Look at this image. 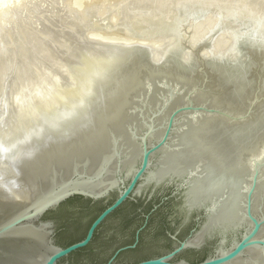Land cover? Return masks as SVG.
Wrapping results in <instances>:
<instances>
[{"label":"water","instance_id":"water-1","mask_svg":"<svg viewBox=\"0 0 264 264\" xmlns=\"http://www.w3.org/2000/svg\"><path fill=\"white\" fill-rule=\"evenodd\" d=\"M158 3L166 8L167 23L176 30L150 37L115 25L108 31L142 44H106L99 54L112 58L107 73L102 81L94 82L91 92L83 93L74 106L26 116L24 120L38 118V125L24 130L21 140L0 141V264H27L26 256L34 246L44 252L43 260L35 264H57L86 246L95 228L130 195L162 185L174 186L173 195L181 192L189 214H201L198 220L203 222L197 224L196 237L218 238L213 255L198 264L246 263L253 254L264 257L261 17L232 2L171 0L154 4ZM156 6L150 9L151 16L159 13ZM205 18L215 24L198 42L190 28ZM218 33L230 42L223 52H217L214 45ZM124 108L129 121L122 125L125 131L117 134L116 116ZM205 123L215 127L211 138L221 150V154L212 152L210 163L216 164L222 152L229 156L222 148L228 149L235 140L239 152L233 149L229 159L240 165L221 170L220 178L210 182L211 194L193 204L189 191L204 167L160 178L153 174L160 156L173 148L183 132ZM236 126L242 127L239 136L219 137ZM220 142L225 145L220 147ZM128 144L136 153L131 165ZM205 170L213 172L211 165ZM114 192L117 200L93 222L83 241L65 249L53 244L50 224L40 221L45 213L73 197L95 202ZM229 196L240 205V221L210 226L211 215ZM190 247L186 240L172 254L140 264H170L168 259Z\"/></svg>","mask_w":264,"mask_h":264},{"label":"rangeland","instance_id":"rangeland-1","mask_svg":"<svg viewBox=\"0 0 264 264\" xmlns=\"http://www.w3.org/2000/svg\"><path fill=\"white\" fill-rule=\"evenodd\" d=\"M169 1L171 0H0V124L2 123L0 126L4 128L2 129L9 134L17 132L27 122L24 120L25 115L44 110L42 103L49 101L51 97L52 102L55 101L50 102L53 104L52 107L60 104L62 97L65 101L71 87L74 84L73 87H76L77 82H80L79 77L82 76V70L88 68L92 54L93 58L96 55H103L99 54L103 45L116 42L137 43L124 40L117 31L109 32L108 30L115 25L145 32L150 37L157 32L166 34L167 30L174 31V25L171 23L170 26V23H167L166 8L156 6L159 3L154 4ZM218 1L240 3L250 11L264 15V0ZM153 4L156 9H160L155 16L150 15ZM214 24V20L210 18L199 20L190 28V34L194 40L200 39ZM89 42L93 44L89 45ZM226 43L225 36L220 33L214 34L215 45L219 47L226 45L227 48L229 44ZM222 47L219 52L225 50V47ZM90 56L91 58H88ZM83 60L85 62H82ZM76 71L79 72V76ZM76 77L77 84L73 80ZM69 81L74 84L71 85ZM60 84L62 88L66 85L63 90ZM66 88L68 92L64 90ZM52 90L53 92L58 90L63 96L61 97L58 91L60 97L57 93L53 95ZM62 91L66 92L63 94ZM49 94L52 95L48 96ZM65 95L67 97H64ZM37 96H42L44 99L40 98L45 101H41ZM35 98L41 101L36 103H40L41 108L34 104ZM17 105L22 106L18 108ZM3 130L1 132H5Z\"/></svg>","mask_w":264,"mask_h":264},{"label":"flooded vegetation","instance_id":"flooded-vegetation-1","mask_svg":"<svg viewBox=\"0 0 264 264\" xmlns=\"http://www.w3.org/2000/svg\"><path fill=\"white\" fill-rule=\"evenodd\" d=\"M174 186L144 187L140 194L130 195L94 230L89 243L57 264H140L164 258L193 241L192 247L179 252L167 262L198 264L210 258L217 237L194 242L201 214L188 213L181 192L173 195ZM118 198L116 192L92 202L73 197L48 211L40 219L50 224L53 244L67 248L85 239L93 222Z\"/></svg>","mask_w":264,"mask_h":264},{"label":"bare ground","instance_id":"bare-ground-1","mask_svg":"<svg viewBox=\"0 0 264 264\" xmlns=\"http://www.w3.org/2000/svg\"><path fill=\"white\" fill-rule=\"evenodd\" d=\"M207 1H209V0H207ZM218 2H221V1H218ZM232 3H234L235 6H237V7L240 6V3H235V2H232ZM159 6H160V4H159ZM157 10H158V12L160 11V9H157ZM252 13H254L255 15H258V16L261 17L262 25L264 27V15H259V14H257L254 11ZM175 30H176V28H175ZM166 32H169V30H167ZM170 32H173V31H170ZM207 32H206V34H207ZM163 35H165V34H163ZM179 35L180 34H179V29H178V33H176V36L178 37ZM200 39L198 40V42L201 41ZM194 42H196V41H194ZM227 43L230 44L229 41H227ZM134 44H142V43L137 42V43H134ZM215 46H217V45H215ZM225 46H223V47H225ZM105 47L106 46L103 45L102 48H105ZM220 47H222V46H220ZM220 47L217 46V48L219 49L217 52L221 51ZM205 48L208 49L209 47L206 46ZM224 49H226V47ZM222 52H223V50H222ZM97 56H99V55H96V57L93 58V54H92L91 62L86 60L87 62H89V66L87 68L86 67L87 63L84 64V65H86L85 67L87 69L85 68V70H82V76H81V78L79 77L80 82L78 81L77 82L78 84L76 83V80H75V79H77V77L74 78V79L72 78L73 80H75L74 83L77 84L76 87H73L75 84L71 83L69 81V83L71 85L74 84L72 86L74 89L72 87H71V89H73V90L68 88V89H70L69 90V95H67L68 97L66 95L64 96V97H67V98H65V101L63 100V97H62L63 95L60 94L61 92H59L60 89H59V91L57 90L58 93L60 94V96L62 95L61 97H62V100L64 102H62V100H61L60 104H57V102H56L55 104H57V106L54 105L52 107L53 104H51V103H53L55 101L52 102L51 99H53V98L52 97L51 98L48 97V96H51L52 94L51 95L49 94L48 96H46V98H49V101L47 99H46L47 101L42 100L41 99V98H43L42 96H37L39 98L41 97L40 98L41 101H45L44 104L42 103V105H41V106L44 105V110L43 111H46L48 113H51V112L53 113L54 110L61 109L62 107H70L71 105L74 106L75 103L80 102V99H81L80 96L83 93H87L88 91L91 92V89H92L91 86L94 84L95 81H102V79H100V78H102L107 73V70H108V67H109V64H110L109 60H111L112 56H110L109 54L108 55L107 54H103L102 56H99V57H97ZM88 58H91V56L88 57ZM88 58H86V59H88ZM82 62H85V60H83ZM74 66H76V65H74ZM74 71H75V69H74ZM79 72H81V71L79 70ZM79 72H77L78 76H79ZM77 74H76V76H77ZM80 75H81V73H80ZM73 77H74V75H73ZM73 80H72V82H73ZM61 86H62V84H60V87ZM65 86H63V88ZM68 87H70V86H68ZM63 88L61 90H63ZM56 89H58V88H56ZM64 90L67 91V88L64 89ZM53 91L54 90H52L51 93H53V95H55L57 93V91L56 92H53ZM66 91H64V92L62 91L63 94ZM58 93H57V95H58ZM43 96L45 97V95H43ZM60 96L58 95V97H60ZM55 97L56 96H54V100L56 99ZM36 98H35V100H36ZM60 99L61 98H59L58 100L60 101ZM78 99H79V101H77ZM34 101L33 102L31 101V102L34 103ZM37 101H38V99L35 101L34 104H36ZM50 104H51V106H50ZM14 105H15V103H14ZM36 105L38 106V108L40 107V103H38ZM18 106L19 105H17L16 107H18ZM31 106H32V104H31ZM12 107H13V104H12ZM20 107H18V108H20ZM23 107H26V106H23ZM27 107H29V105H27ZM18 108H16V109H18ZM13 110H15V109H13ZM28 115L29 114L25 115V117L28 116ZM17 118L18 117H16V119ZM30 118L31 117H29V118H27L25 120L27 122H25L23 124V127L20 130H18L15 133H12V134H9L5 130H3L4 128L1 127L2 126V123H1L0 124L1 125L0 126V141L7 140L8 142H15L17 140H21L22 137H23L22 135L24 134V130H30L33 125H36V126L38 125V122H39L38 118L36 120H34V121L30 120ZM21 119H23V117ZM126 121L127 122L129 121V115L127 114V112H126V110L124 108V109L120 110V112H118V114L116 116L115 128L118 131V132H116L117 134L118 133H123V131H125L123 129L122 125ZM5 123H6V121L3 124H5ZM10 127H12V126H10ZM196 128L197 127H189V129H187V131L183 132V134L181 135L180 138H178V139H176L174 141L173 146H172L173 148L165 151L160 156L159 168L157 169L156 173L153 174L154 177L160 178V177H163L164 175H167V174H170V173L178 174V173H183V172H185V171H187L189 169L195 168V167H200V168L204 167L202 176L199 177V179H197L196 181L193 182L192 188L189 191V193H190V195L192 197L191 199H192V203L193 204L197 203L199 201V199H201L203 197H205V198L208 197V196H204V195H210L211 194L210 193V191H211L210 182H212L215 179L220 178V176L222 174L221 170L225 169L226 166H230L231 164H235V165H238V166L240 165L237 162L235 163L234 161H230V159H229V156H232L234 151L236 153L239 152L238 148L235 146L239 142H237L235 140H231L230 147H228V149L226 147L222 148L224 151L227 150L229 156H224V154L222 152V155H219L217 160L213 159V160H216L215 161L216 164H211L210 161H211L212 158H211L210 155H213L212 152L221 154L220 153L221 150H220L219 146H214L213 142H215V140H213L211 138L212 137V132L214 131L215 127H213V125H210L209 123H205V124H199L198 128L197 129ZM221 128H223V127H221ZM241 128L242 127L236 126V127H233L232 129L228 130L227 132H225V130H224L221 133H219V137L225 136L226 134L230 135L232 138H234L235 136H239V133H241L240 132ZM1 130L5 131L6 134H4L5 132H1ZM224 145H225L224 143H221L220 147H222ZM233 146H234V148H233ZM127 149H128V152H129L128 164L131 165L135 161L136 153L134 151V148L130 144H128ZM233 149H234V151H233ZM210 165H211V168H212L213 172H209V171L205 170V167H209ZM239 173L240 172L237 170V175L236 174L235 175L238 176ZM257 204H258V200L256 201V206H257ZM240 210H241L240 209V205L237 203V201L233 200L229 196V198L226 201V203L223 204L216 213L211 215V217H210V226L213 225V224H219V223L220 224H223V223H228L229 224V223H235V222L240 221L239 217H238L239 216L238 213H239ZM200 238H201V236H197L194 239V242H198L200 240ZM190 244H193V241H191ZM22 256H24V255H22ZM43 258H44V252H43L42 249H40L37 246L31 247L28 255L26 256L27 264H35V263L40 262L41 260H43ZM237 264H264V257L262 255H259V254H257V255L253 254L252 259H250L248 262H246V263L240 262V263H237Z\"/></svg>","mask_w":264,"mask_h":264}]
</instances>
